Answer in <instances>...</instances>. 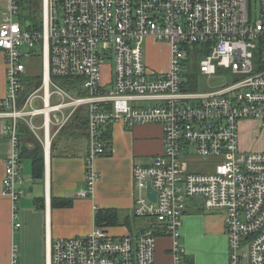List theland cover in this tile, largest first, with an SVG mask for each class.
<instances>
[{
  "label": "built area",
  "instance_id": "built-area-1",
  "mask_svg": "<svg viewBox=\"0 0 264 264\" xmlns=\"http://www.w3.org/2000/svg\"><path fill=\"white\" fill-rule=\"evenodd\" d=\"M23 1L37 3L40 30L20 22ZM146 41L166 42V70L147 67ZM190 53L200 57V75L218 80L216 85L199 89L183 72ZM31 56L42 61V94L31 93L22 105V60ZM1 58L6 94L0 117L9 120L3 133L11 147L1 192L11 201L13 220L25 194L20 120L30 116L26 122L45 153L52 128L58 132L84 109L86 189L78 197L93 192L99 178L93 162L107 154L108 128L157 125L162 130V153L150 165L132 169V212L148 226L137 235L110 237L102 225L86 236L47 239V264H156L157 240L163 237L171 241L168 264H187L180 223L193 199L204 213L221 217L227 264H264V151L245 152L238 139L241 121L264 123V0H8L0 23ZM106 61L111 63L107 82L101 72ZM34 100L42 108H33ZM46 106L51 107L48 119L42 113ZM39 116L42 124L35 126L32 120ZM192 157L212 168L189 170L185 159ZM148 182L155 202L147 197ZM9 264H18L15 244Z\"/></svg>",
  "mask_w": 264,
  "mask_h": 264
},
{
  "label": "crops",
  "instance_id": "crops-1",
  "mask_svg": "<svg viewBox=\"0 0 264 264\" xmlns=\"http://www.w3.org/2000/svg\"><path fill=\"white\" fill-rule=\"evenodd\" d=\"M32 6L36 8L37 3L33 2ZM7 7L8 0H0V23ZM27 59L29 66L26 67L23 77L38 76L35 72L41 58L31 56ZM5 94V64L0 62V103ZM8 121L0 117V264L10 263V248L13 244L18 247V264H47L45 243L47 239L88 235L97 226L95 215L98 211H114L118 215L116 225L104 226L110 237H120L127 233L137 235L143 229H138L139 227L133 229L136 217L132 212L134 206L132 169L136 165H150L152 160L162 153L161 127L138 125L132 129H123L116 125L108 128L106 132L109 134V148L106 155L96 157L93 162L99 178L93 192L87 197L77 196V192L86 189L84 186L85 161L88 155L86 128L72 131L64 141L49 150V157L44 160L43 180H34L31 164L26 160L22 162L21 159L25 194L16 203L17 218L13 220L11 201L2 196L1 192L5 160L11 150L10 142L3 133ZM238 125L241 150L264 151L263 125L250 120L241 121ZM19 137L21 148L25 146L32 149L37 145L30 136ZM185 163L187 168L194 172L212 168L211 164L193 157L186 158ZM51 198L66 200L69 205L52 207ZM198 203L199 200L196 199L188 201L180 223V243L184 262L227 264L228 241L222 219L218 215L204 213L203 209L197 207ZM14 223H20V227L15 228ZM170 243L167 237L157 240L156 264L170 262ZM201 245L210 246L216 254L211 258H199L195 249Z\"/></svg>",
  "mask_w": 264,
  "mask_h": 264
},
{
  "label": "rangeland",
  "instance_id": "rangeland-1",
  "mask_svg": "<svg viewBox=\"0 0 264 264\" xmlns=\"http://www.w3.org/2000/svg\"><path fill=\"white\" fill-rule=\"evenodd\" d=\"M255 8H256V6H254V8H253L254 15H255ZM36 17H37V21L40 20V12L37 11ZM37 49H38L39 56H41L40 49L39 48H37ZM143 49H144V60L147 64V67L150 70L160 72V71L167 69V67L169 65V52H168L166 42H159L158 43V41H156L154 43L153 41H146L143 44ZM23 50H25V49H23ZM194 52L196 53L197 51H194ZM188 57H189V59H188L187 63H184V65H183V72L185 73V69H186V73L188 74V76H190L189 78H193L196 82H198L197 85H199V89H207L209 86H213V85H216L218 83V80L209 81L204 76L200 75V73H199L200 57H196L195 55H193L191 53L189 54ZM22 61H23V64L25 65V67L29 66V60L27 58H24ZM38 61H39L38 62L39 64H37V70L35 73H37V75H38L36 77H40V79L38 81H35L36 86L33 87L32 90H28V89H25V87L24 88L22 87L21 94H20L21 97H22V93L24 94L27 91L28 92L30 91L29 93H27V96H29L31 93H33L35 91H38L36 93V95L42 94V91L39 89L41 88V86L43 84V73H42V71L40 72L41 60L39 59ZM0 62H3L2 58H1ZM38 66H39V71H38ZM101 72H102L103 80L104 81L106 80V82H107L111 76V63L109 61H106L104 66H102ZM225 81L230 83V77L229 76L225 77ZM222 82H224V81H222ZM23 102H24V100L22 101V105H23ZM19 104H21V102H19ZM32 107L33 108H42L41 101L40 100H34L32 102ZM25 111H27V112L31 111V108L27 107ZM83 116L85 117L84 109H79L77 114H75L71 118V120H69L68 123L62 129H60L58 132L55 131L54 128H52L50 136H52L53 138L51 141L50 149H51L52 145L55 146L59 142L64 141L66 139V137L68 136V134H70L72 131L85 129V126L79 127L76 123L77 118L78 117L82 118ZM24 119H25V121L20 120L18 122V124H19L18 128L20 127V129L21 128L25 129L26 131H24V132L27 133L28 135L27 134H24V135L30 136L34 139L35 134L31 130V128H29V126L26 122V121L30 122V116H27ZM54 120H56V118H54ZM32 122L35 126H40L42 124V118H40V116L37 118H33ZM262 129H264V123H263ZM40 131H37V133L40 137H42V132H40ZM25 160L31 164V160L29 158H25V159L23 158L22 162ZM24 164H25V162H24ZM197 207L202 209V205H201L200 201L197 204ZM134 219H135L136 225L133 226V229H135L137 227H139L138 229L146 228L148 226L147 220L142 219V218H134ZM180 242H181V239H180ZM195 251H196V255H198L199 258H205V257L211 258L216 254V252L213 251L212 248L210 249V246H208V245H201L200 247L196 248Z\"/></svg>",
  "mask_w": 264,
  "mask_h": 264
},
{
  "label": "trees",
  "instance_id": "trees-1",
  "mask_svg": "<svg viewBox=\"0 0 264 264\" xmlns=\"http://www.w3.org/2000/svg\"><path fill=\"white\" fill-rule=\"evenodd\" d=\"M27 4V5H26ZM20 14H19V19L22 25L27 28V29H33V31L40 30V25H39V20L37 21V11L35 8L32 6L31 3H27L26 1L20 3ZM206 53V52H205ZM23 77V76H22ZM190 77V76H189ZM40 79V77H23L21 84L22 87L28 90H32L33 87H35L36 82ZM191 80H194L193 78H190ZM55 83H60L63 84L65 83L64 80L60 79H53ZM193 89L195 86L193 85ZM30 92V91H29ZM28 91L25 92L24 94L22 93V97L20 95L19 102L22 103L24 98L27 96ZM77 125L79 127H84L82 125V119L79 117L77 118ZM24 131L25 129L20 127L18 128L19 136L27 134ZM28 135V134H27ZM105 138H109L108 131L105 133ZM53 149V145L51 147V150ZM29 158L31 160V167H32V177L34 180H43L44 178V154L39 146H34L32 149H27L25 146L21 148V159ZM69 203L66 200H56L55 198H51V206L56 207V206H61V207H66L68 206ZM118 223V215L114 211H98L96 212L95 215V224L97 226H113Z\"/></svg>",
  "mask_w": 264,
  "mask_h": 264
},
{
  "label": "water",
  "instance_id": "water-1",
  "mask_svg": "<svg viewBox=\"0 0 264 264\" xmlns=\"http://www.w3.org/2000/svg\"><path fill=\"white\" fill-rule=\"evenodd\" d=\"M74 87H75L76 89L80 88L79 85H74ZM78 90H79V89H78ZM82 124L85 125V121H83ZM37 146H38V145H37ZM39 147L41 148V150H42V152H43L42 147H41V146H39ZM43 154H44V158L47 159L46 154H45L44 152H43ZM48 157H49V154H48ZM146 194H147V197H148V199H149L150 201H152V202H155V201H156V197H155V196H156V192L153 191L150 182L147 183Z\"/></svg>",
  "mask_w": 264,
  "mask_h": 264
},
{
  "label": "bare ground",
  "instance_id": "bare-ground-1",
  "mask_svg": "<svg viewBox=\"0 0 264 264\" xmlns=\"http://www.w3.org/2000/svg\"><path fill=\"white\" fill-rule=\"evenodd\" d=\"M46 83H47V76L45 77V79H44V84L46 85ZM47 97V96H46ZM49 112H51V107L50 106H46V108H43L42 109V113H44L45 114V116H46V119H48V114H49ZM47 134V133H46ZM46 138H47V136H46ZM47 140V145H45L46 146V148H45V154H46V157L48 158V154H49V146H50V140L47 138L46 139Z\"/></svg>",
  "mask_w": 264,
  "mask_h": 264
}]
</instances>
